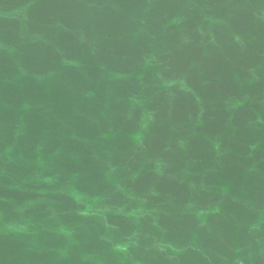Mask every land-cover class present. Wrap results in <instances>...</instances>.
<instances>
[{
	"label": "water",
	"instance_id": "water-1",
	"mask_svg": "<svg viewBox=\"0 0 264 264\" xmlns=\"http://www.w3.org/2000/svg\"><path fill=\"white\" fill-rule=\"evenodd\" d=\"M0 264H264V0H0Z\"/></svg>",
	"mask_w": 264,
	"mask_h": 264
}]
</instances>
